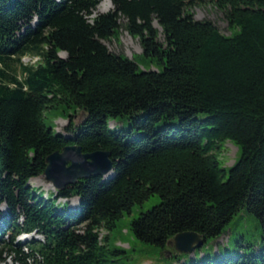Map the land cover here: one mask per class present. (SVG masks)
<instances>
[{"label":"trees","instance_id":"1","mask_svg":"<svg viewBox=\"0 0 264 264\" xmlns=\"http://www.w3.org/2000/svg\"><path fill=\"white\" fill-rule=\"evenodd\" d=\"M98 3L0 0V263L112 264L109 232L154 194L160 203L128 231L162 250L182 232L206 244L241 209L264 232V0H110L95 14ZM206 3L229 36L194 19ZM120 30L139 39V55L103 44ZM26 55L39 60L23 65ZM64 106L84 114L69 116L67 135L44 123ZM118 118L126 131L109 128ZM225 141L237 149L227 171L215 156ZM66 146L108 152L112 174L46 195L31 187ZM190 264H264V239L252 254Z\"/></svg>","mask_w":264,"mask_h":264},{"label":"rangeland","instance_id":"2","mask_svg":"<svg viewBox=\"0 0 264 264\" xmlns=\"http://www.w3.org/2000/svg\"><path fill=\"white\" fill-rule=\"evenodd\" d=\"M105 6L109 7L106 9ZM106 9V10H105ZM112 9L110 0H99L96 7L95 14L106 13ZM195 20H209L211 21L224 36H229L231 31L228 28L224 15L221 11L216 9L213 5L195 4L190 9ZM103 44L109 51L118 54L122 53L129 59L141 53V48L138 38H132L127 32L120 30L116 38L109 41H103ZM61 56H63L61 54ZM37 56L26 55L21 58L20 62L24 65H33ZM11 69H15L18 76H20L19 65L16 63L10 64ZM2 68V67H0ZM155 69V67H152ZM74 109L66 108L65 106L55 110H46L44 112V123L52 127L55 131L67 135L64 128L68 123L69 116L73 117V123H78L83 117V113L78 111L74 115ZM163 121L156 123V127L163 126ZM174 123V122H173ZM130 123L126 118H118L109 121V128L126 131ZM236 147L229 141L219 143L218 150L215 156L221 168L226 171L234 163L236 159ZM29 185L35 190L46 193L53 192L52 186L41 176L29 181ZM75 198L69 200L68 209L72 210L77 207ZM160 203V197L157 194L152 195L142 204L135 205L130 213H124L121 218L116 221L115 227L109 232L108 246L113 251H118L113 255L112 264H190L195 259L197 263L202 262L205 258L210 257L213 261L220 255L230 254L235 255L242 252L252 254L256 252L261 245H263L264 232L261 230L258 221L252 215L248 214L245 209L237 212L230 222L225 227L224 232L215 239H208L207 243L201 248L193 251L191 254H181L174 251L173 248L168 247L162 250L160 247L145 244L135 239L130 232L129 224L132 220L137 218L141 213L147 212L152 207ZM4 210L3 207L0 209ZM104 234V232H102ZM30 236H19L17 240L27 241ZM164 251L171 254H164ZM205 256V258H204ZM2 264V263H0Z\"/></svg>","mask_w":264,"mask_h":264},{"label":"water","instance_id":"3","mask_svg":"<svg viewBox=\"0 0 264 264\" xmlns=\"http://www.w3.org/2000/svg\"><path fill=\"white\" fill-rule=\"evenodd\" d=\"M45 163L42 177L55 191H61L66 186L91 177L109 178L113 169L108 152L83 153L78 146H66L61 151L50 154ZM202 244V237L194 232L178 233L167 243L175 252L181 254H191Z\"/></svg>","mask_w":264,"mask_h":264},{"label":"bare ground","instance_id":"4","mask_svg":"<svg viewBox=\"0 0 264 264\" xmlns=\"http://www.w3.org/2000/svg\"><path fill=\"white\" fill-rule=\"evenodd\" d=\"M105 8H106V9H109V7H107V6H105ZM106 9H105V10H106ZM62 55H64V54H62ZM64 56H65V55H64ZM34 60H36V61H35V63H34L33 65H35V64L38 62L39 58L36 57V59H33V61H34ZM76 201H77V199H76ZM169 247H171V246H169Z\"/></svg>","mask_w":264,"mask_h":264}]
</instances>
